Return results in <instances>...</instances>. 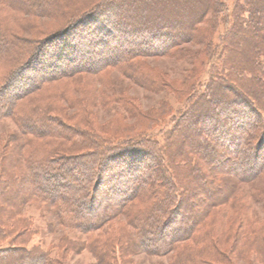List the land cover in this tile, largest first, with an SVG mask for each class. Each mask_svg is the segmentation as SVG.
Listing matches in <instances>:
<instances>
[{
  "label": "trees",
  "instance_id": "16d2710c",
  "mask_svg": "<svg viewBox=\"0 0 264 264\" xmlns=\"http://www.w3.org/2000/svg\"><path fill=\"white\" fill-rule=\"evenodd\" d=\"M197 6L200 15L182 27L177 20L172 29L164 22L168 12ZM8 8L33 17L65 14L63 27L43 47L39 40L30 49L28 40L0 27V60L8 70L0 81V120L13 121L23 145L34 138L53 145L33 147L24 156L23 185L8 174V184L20 186L17 199H37L51 209L59 228L86 236L124 214L131 248L149 255L175 252L170 264H234L206 242L209 232H200L207 208L230 197L195 211L187 202L194 188L212 186L202 162L244 183L264 177V0H232L231 8L226 0H0V9ZM202 21L208 28L198 30ZM194 36L204 42L201 68L171 87L176 104L163 100L141 114L133 134L103 136L92 127L66 126L51 106L21 104L43 83L33 82L36 73L99 75L118 68L142 85L164 89L143 78L137 59L166 54ZM38 46L42 50L34 52ZM257 195L259 200L264 192ZM135 199L146 205L136 208ZM1 200L16 207L15 198L2 194ZM17 211L2 215L16 222L1 220L0 264H60L51 248L30 245L36 228ZM256 236L248 250L264 264V239ZM72 241L61 236L60 249L74 246ZM84 245L95 264H123L114 241L91 238Z\"/></svg>",
  "mask_w": 264,
  "mask_h": 264
},
{
  "label": "rangeland",
  "instance_id": "374dc122",
  "mask_svg": "<svg viewBox=\"0 0 264 264\" xmlns=\"http://www.w3.org/2000/svg\"><path fill=\"white\" fill-rule=\"evenodd\" d=\"M226 4L231 8L232 0H226ZM138 9L140 6H134V10ZM200 9V6H197L187 13L168 12L164 22L172 29L173 22L177 20L178 26L182 27L190 23L191 16L198 17ZM11 10L8 8L5 12L0 9V27H7L16 36L28 40L30 49L35 48V43L39 40L43 41L41 43L43 47L45 39L63 27L65 23V14L33 17L11 12ZM207 28L208 24L204 21L197 26L198 30ZM37 48L34 52L42 50L39 46ZM203 51L204 42H200L199 37L194 36L191 37V41H184L166 54L137 59L143 78L146 81L153 79L162 86H167L164 89L142 85L124 75L118 68H105L99 75L87 72H67L64 75L61 74L62 76L50 77L44 76V73H36L33 82L35 80L40 82L42 79L43 83L38 90L23 98L21 104L26 108L38 104L51 106L53 113L65 122L66 126L92 127L103 136L111 135L113 138H120L133 134L132 126L142 121L139 116L141 114L146 116L157 103L168 100L176 104L171 87L178 86L191 69L200 67ZM7 71V64L0 60V81ZM187 130L186 135L192 138L193 129ZM48 140L34 138L30 145H23V137L13 121L0 120V189L7 181V187L3 189V192L0 190V225H3L1 220L9 223L16 222L6 217L3 219L2 215L9 216L11 211L18 212L17 209H21L20 218L30 219L28 222L37 231L30 245L51 248L60 264H95L93 254L84 245L91 238L118 243L120 250L117 248L116 254L118 257L121 255L123 264H170L174 255L176 256L175 252L149 255L131 248L128 237L132 231L127 223L128 217L124 214L115 216L102 229L86 236L59 228L51 209L37 199L32 197L17 199L20 186L19 184L15 186H12V183L8 184V174L18 176L22 181L20 185H23L24 156L36 146L53 148ZM200 166L205 172V177L208 180L211 179L212 182L208 183L212 186L205 190L194 188L190 194L191 199H189L192 201L187 202L190 207L195 211L197 206H208V204L212 206L213 199H221L223 195L230 197L226 204H220L221 199L219 206L207 208L205 214L202 215L200 232H209L206 242L228 255L234 264H262L257 255L248 248L249 245H253L257 234L264 239V197L256 200L257 194L264 192V177L244 183L228 174L210 170L204 162ZM192 184L194 185L192 187H196L195 182ZM2 194L9 200L15 198L16 207L10 203H4L1 200ZM22 195L23 192H21ZM132 205L138 208L146 205V201L135 199L132 200ZM184 214L186 216V213ZM193 214L194 212H190V215L193 216ZM63 235L72 238L71 243L75 245L68 246L65 250L60 249L59 239ZM10 240L7 239L2 244L6 245Z\"/></svg>",
  "mask_w": 264,
  "mask_h": 264
}]
</instances>
